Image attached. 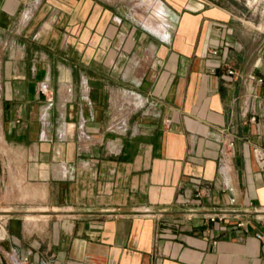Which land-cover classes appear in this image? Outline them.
I'll use <instances>...</instances> for the list:
<instances>
[{
    "label": "crops",
    "instance_id": "obj_1",
    "mask_svg": "<svg viewBox=\"0 0 264 264\" xmlns=\"http://www.w3.org/2000/svg\"><path fill=\"white\" fill-rule=\"evenodd\" d=\"M140 1L0 0V264H264V33Z\"/></svg>",
    "mask_w": 264,
    "mask_h": 264
},
{
    "label": "rangeland",
    "instance_id": "obj_2",
    "mask_svg": "<svg viewBox=\"0 0 264 264\" xmlns=\"http://www.w3.org/2000/svg\"><path fill=\"white\" fill-rule=\"evenodd\" d=\"M100 1H111V0H100ZM136 4H141L140 0H137ZM205 2H209L213 5L220 6L227 11H229L232 15L239 18L246 27H248L251 31L257 32L258 30L264 33V0H203ZM140 7V6H139ZM149 12L155 13L154 8L148 7ZM147 12V14H149ZM148 21L150 18H148ZM10 34V33H9ZM7 33L1 31L0 25V64H1V55L2 51L5 52L6 44L9 43L13 45L16 43L15 38H11V34L7 36ZM14 46V45H13ZM52 213L50 211H27L20 214L23 220L28 224H36L37 220H46L48 219ZM27 219V220H26Z\"/></svg>",
    "mask_w": 264,
    "mask_h": 264
},
{
    "label": "built area",
    "instance_id": "obj_3",
    "mask_svg": "<svg viewBox=\"0 0 264 264\" xmlns=\"http://www.w3.org/2000/svg\"><path fill=\"white\" fill-rule=\"evenodd\" d=\"M212 55H217L218 54V51L216 50H213L211 52ZM226 74L229 75V76H234L236 77V73L231 69V68H226ZM262 82V81H260ZM132 95V97H131ZM129 98V102H123L120 106V109H123L125 106L127 107H130V108H133V109H137V108H142L143 105L140 101L139 98H136L133 96V94H130L128 95ZM121 127V130L122 131H125L126 129V120H122L120 122V125ZM112 131H115L114 129ZM261 143L260 144H253L252 145V148H251V153H252V157L257 165V167L259 168V170H264V137L261 139ZM229 147H231L233 145V142H229L228 143ZM199 194L196 193V197L198 196ZM215 218H210L211 221H214ZM3 222V219L0 218V231H2L5 227V225L2 223ZM240 226H243V224H239ZM3 232V231H2ZM4 233V232H3ZM5 237L2 235L0 237V239H4ZM256 238L257 239H262L263 238V235L262 234H256ZM26 261V260H25ZM21 264H24V263H21Z\"/></svg>",
    "mask_w": 264,
    "mask_h": 264
},
{
    "label": "bare ground",
    "instance_id": "obj_4",
    "mask_svg": "<svg viewBox=\"0 0 264 264\" xmlns=\"http://www.w3.org/2000/svg\"><path fill=\"white\" fill-rule=\"evenodd\" d=\"M27 220V219H26Z\"/></svg>",
    "mask_w": 264,
    "mask_h": 264
}]
</instances>
